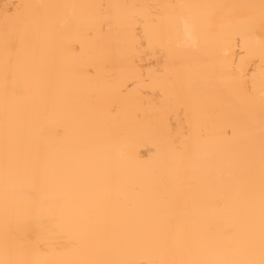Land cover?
Segmentation results:
<instances>
[{
  "label": "snow or ice",
  "instance_id": "1",
  "mask_svg": "<svg viewBox=\"0 0 264 264\" xmlns=\"http://www.w3.org/2000/svg\"><path fill=\"white\" fill-rule=\"evenodd\" d=\"M87 7L101 6L16 4L14 11L6 6L0 16V91L5 101L0 127V264H264V0L139 6L142 11L131 20L143 21V34L137 26L126 36L119 79L108 85L113 95L106 101L91 87L81 90L73 69L58 63L56 44L44 38L52 32L53 9ZM175 8L209 10L207 27L220 30L229 50L218 62L198 48L193 58L209 72L219 69L226 75L244 105V116L231 129L227 150L202 159L194 174H185L183 166L193 160L197 149L209 144L211 128L204 122L207 109L200 102L198 82L171 79L170 65L182 54L157 34L162 10ZM217 9L228 10L219 24L212 17ZM105 19L111 31V20ZM257 26L262 34L258 79L242 70L251 56L247 41ZM200 27V17L195 16L193 33ZM233 37L237 43L245 41L238 53L239 65L234 56L228 59ZM146 44L163 50V67L146 66L142 56L138 59ZM170 87L178 95L187 89L179 106L188 119L183 139L169 130L154 156L144 160L130 143L124 160L111 159L110 147L101 150L93 145L87 129L97 117L105 110L114 116L127 110L130 122L138 124L143 97L152 90L159 95L153 99L160 120L170 121L174 107ZM10 98H29L31 103L12 108ZM50 114L62 121L54 131L45 127ZM110 135L121 133L113 130ZM169 155L177 162L175 176ZM70 162L92 173L94 185L117 180L122 197L113 201L99 196L72 219V230L63 205L42 192L48 169ZM216 235L221 239L212 238ZM68 248L77 251L79 258L43 259Z\"/></svg>",
  "mask_w": 264,
  "mask_h": 264
},
{
  "label": "bare ground",
  "instance_id": "2",
  "mask_svg": "<svg viewBox=\"0 0 264 264\" xmlns=\"http://www.w3.org/2000/svg\"><path fill=\"white\" fill-rule=\"evenodd\" d=\"M260 0H0V16L6 10V6L15 10L16 4H58V5H90L101 7H87L76 9H53L54 24L51 35L44 37L51 39L57 46V60L60 65L73 69V79L78 82L82 91L93 88L101 101L108 100L113 91L108 87L119 79L121 60L126 48L125 38L135 32L138 26L143 34V21L131 20V17L142 11L141 5H196V4H259ZM110 5H129L121 9L110 8ZM161 26L157 34L162 36L165 44L175 52L182 54V58L170 65L172 81L178 78L187 83L189 80L198 82L200 102L207 109V118L204 121L210 128V142L207 146L197 149L190 163L183 166L185 174H194L195 165L209 155H216L227 150L231 129L244 116V105L233 93L232 85L226 75H221L219 69L215 73L198 63L193 58L195 49L207 50L212 61L224 59L223 53L229 50L226 45V37L220 34L219 29H209L207 18L209 10L206 9H164ZM228 13L227 9H217L212 12L216 24L221 23V18ZM111 20V31L107 28L105 17ZM199 16L201 27L195 33L192 31L193 20ZM213 33H216L215 35ZM195 36V41L193 40ZM262 34L257 26L255 34L249 37L247 47L251 56L243 64L242 70L246 76L260 73V39ZM245 47V41L233 37L228 59L233 56L237 64L240 63L239 51ZM142 62L150 67H163V50L148 47L140 50L139 57ZM92 65L91 69L89 66ZM251 67L252 71L248 72ZM147 74V68L145 69ZM95 79L90 80L89 77ZM23 83V81H21ZM183 94L178 95L175 87H170V100L174 105L169 115L171 120H160L155 108V100L159 99L157 90H152L150 96L143 97L141 104L142 120L138 124L130 122L127 110H122L118 116L107 112L97 117L96 122L87 129L88 136L92 139L97 149L110 147L108 153L113 160H124L127 152V144L134 147L140 159L152 158L155 154L158 142L167 139L171 130L173 137L183 139L184 125L188 123L185 114L179 110ZM155 97V100L153 99ZM4 96L0 91V127L3 123ZM31 103L29 98H10L9 105L27 106ZM62 121L55 114H50L45 121V127L50 131ZM119 131L121 135L113 136L110 133ZM158 133V134H157ZM55 146V138L52 137ZM67 143V141H66ZM172 169V175L176 174L177 162L174 157H167ZM93 174L82 170L76 162H70L63 167L51 166L48 169V178L42 188L44 195L63 205L69 219V228L73 229L72 219L90 207L101 196H107L115 201L121 199L119 195L120 184L113 179L107 185H94ZM3 190L2 177V142H0V194ZM221 239L219 235L212 237ZM79 258V253L73 249H65L62 254H50L43 259L50 261H66Z\"/></svg>",
  "mask_w": 264,
  "mask_h": 264
}]
</instances>
